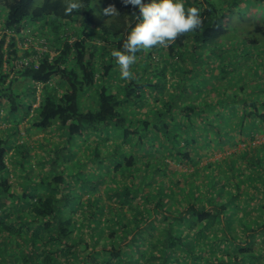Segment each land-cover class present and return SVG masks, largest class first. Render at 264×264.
Segmentation results:
<instances>
[{"label": "trees", "instance_id": "1", "mask_svg": "<svg viewBox=\"0 0 264 264\" xmlns=\"http://www.w3.org/2000/svg\"><path fill=\"white\" fill-rule=\"evenodd\" d=\"M69 2L0 0V264L253 262L264 218L243 224V238L232 222L241 193L247 201L264 191V141L254 142L264 134V97L245 86L250 74L264 85V12L257 23L248 12L264 11V0H184L186 9L201 10L202 24L167 46L139 50L130 79L121 78L112 52L123 50L138 9L81 0L66 15ZM109 5L118 14L105 15ZM21 57L30 61L15 68ZM252 58L258 62L247 67ZM165 87L177 92L163 99ZM210 118L217 119L204 122ZM21 119L31 130L58 132L64 143L43 142L42 168L16 187L9 163L27 164L32 150L20 138ZM109 136L118 140L103 156L97 147ZM86 142L98 166L69 177L58 159ZM108 221L117 231L102 238ZM209 227L221 232V250L217 239L206 242Z\"/></svg>", "mask_w": 264, "mask_h": 264}, {"label": "rangeland", "instance_id": "2", "mask_svg": "<svg viewBox=\"0 0 264 264\" xmlns=\"http://www.w3.org/2000/svg\"><path fill=\"white\" fill-rule=\"evenodd\" d=\"M251 14V20H253L254 22H258V21H262L263 18L260 17V12H264L261 7H253L250 6L248 8ZM262 28L261 31L259 32H255L256 34H259L262 32ZM37 31V30H35ZM29 34V33H28ZM0 35H1V27H0ZM33 35V34H32ZM32 36L28 35L27 39L29 40L28 42L31 41H36V40H32L31 39ZM33 43V42H32ZM39 47V46H37ZM262 61V60H261ZM258 60L252 58V61L249 63V66H253L255 63H257ZM256 67V70L258 71V73L262 72L260 67ZM246 70H248L247 68H245ZM215 79V78H212ZM234 79H236L234 77ZM220 81V79H218ZM246 88H251V92H250V96H258V97H264V85H260V82H262V80L258 77H255L254 75L250 74L246 76ZM220 84L223 83L222 79L219 82ZM21 87L19 86L18 89H20ZM232 89H228L227 90V94L231 95L232 94ZM177 91L176 89H170L169 87H165V90H163V92H161L160 94L163 95V99L164 98H169L170 95L175 94ZM202 98H205L202 96ZM211 98V97H209ZM208 98V99H209ZM219 108H221L219 106ZM131 114V113H130ZM228 119H231V116L229 114H227ZM217 118H210L208 120V122L204 121L205 123H214V121ZM197 121V120H196ZM234 121V120H231ZM199 122V121H198ZM202 122V123H204ZM19 129H20V138H22L23 140L29 141V146L32 147V150L29 152L30 153V160L28 161L27 164L25 165H19V161H15L12 163H9L10 166V171H9V176H10V181L13 182V184L16 187L20 186V183H24V182H30L31 180L28 179V177L26 176V172L29 171V173H37V171H39L42 166L39 164V160L44 156L45 154V149L48 147L49 144H45L43 142L45 141H50L51 142V147H53L55 144H59L61 146V144L63 145L64 141L61 138L60 134L58 132H54V133H50V132H42V131H37V130H31L30 124L28 123L27 119H21L20 123H19ZM215 133V131H213V134ZM108 136V134L104 135H98L97 138L98 141L104 137ZM45 139V140H43ZM118 138L113 137V136H109V138L105 141H103L102 144H100V146L97 147V151L100 152L101 155H105L108 151H111L113 149V145L115 143V141H117ZM264 141V134L259 135L257 138H255L254 142L255 143H260ZM41 144H43V146H40ZM82 144V143H81ZM132 144V143H131ZM94 144L92 143H83L82 145L79 146H75L74 150L75 152H73L74 154L71 155H66L65 158H63L62 156L59 157L58 162L61 165V171L67 175H69V177H71V174L74 173L75 171L81 170L82 173H85L86 171L84 170L85 167H97L98 166V162H97V157H94L93 152H92V146ZM244 144L243 143H237L236 144V148L235 149H239L241 147H243ZM74 147V146H73ZM73 147L71 149H73ZM222 148H219L218 150H216L209 158H207L206 160H203L200 163V166H204L208 161H214L220 157H222V155L230 152V151H234V147L231 149H227V150H221ZM73 150V151H74ZM29 163L31 166H29ZM31 167V168H30ZM82 168V169H81ZM181 168V167H180ZM190 170L192 168H189ZM180 171V170H179ZM181 171H185V167L181 168ZM139 174H141V172H139ZM174 175V174H173ZM73 176V175H72ZM195 181H197V183L200 184L201 188L203 185L201 184L202 180V175H196L194 176ZM77 187V186H76ZM16 189V188H15ZM264 193V191H259L257 193V195L259 196H253L252 198H250L249 200L246 201L247 199V195H245L244 193L236 199L237 203L239 205H241L240 207H237L235 209V213L236 215L234 216L232 225L234 227L233 232L237 233V235L241 238L244 237L245 235V227L243 224H246L247 222L250 221H255V220H261V218H264V215L262 214V211L259 207V204L263 201L262 198H260V196ZM135 203H142L141 200V195H137L135 194ZM251 195V194H250ZM248 195V196H250ZM222 196H219L217 199H222ZM88 197L87 194L82 193L80 198L81 200H86ZM117 205L119 206V203H117ZM242 207H247L245 208V211L247 212V215L245 217H243V219H238L237 216L242 215ZM123 221H126L125 217H122ZM103 220V219H102ZM113 222L108 221V226L105 227L104 232L101 234V237L103 238L105 235L110 234V232H112L113 230H116V227L114 224H112ZM178 231L179 232H188L189 228L186 226H180L178 227ZM195 230V228H194ZM89 229H86V235L88 236L89 234ZM207 237H206V242L208 243V245L210 246V242L211 241H216V246L215 248L221 250L223 247V243L220 241H218V239L221 237V232L217 231L216 229H214L213 227H209L207 230ZM218 237V238H217ZM101 238L99 243L103 242V239ZM262 237L259 235H256L254 238V244H253V249L255 251H253V253L256 255V259L251 262V263H245V264H264V249L263 246L264 244L261 241ZM100 245V244H99ZM228 246H224L226 248H228L229 250L232 249V245L227 244ZM205 247V244L203 243V246ZM207 248V247H205ZM132 249H130L131 251ZM218 256V255H217Z\"/></svg>", "mask_w": 264, "mask_h": 264}, {"label": "clouds", "instance_id": "3", "mask_svg": "<svg viewBox=\"0 0 264 264\" xmlns=\"http://www.w3.org/2000/svg\"><path fill=\"white\" fill-rule=\"evenodd\" d=\"M125 5L138 9V23L128 33L123 50L112 52L123 79L132 78L131 66L136 53L153 46H167L181 34L196 30L202 24L201 10L185 8L184 0H123ZM81 8V0H70L65 14L70 15ZM105 15L118 14L114 6L103 9Z\"/></svg>", "mask_w": 264, "mask_h": 264}, {"label": "built area", "instance_id": "4", "mask_svg": "<svg viewBox=\"0 0 264 264\" xmlns=\"http://www.w3.org/2000/svg\"><path fill=\"white\" fill-rule=\"evenodd\" d=\"M37 48H38V50H39V49L42 50L41 47H37ZM29 61H30V59L27 58V57H21V58H18V59H16V60L14 61V67H15V68H19V67L22 66L23 64H27Z\"/></svg>", "mask_w": 264, "mask_h": 264}]
</instances>
